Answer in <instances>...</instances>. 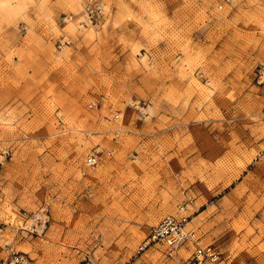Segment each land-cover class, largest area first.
<instances>
[{"label": "rangeland", "instance_id": "obj_1", "mask_svg": "<svg viewBox=\"0 0 264 264\" xmlns=\"http://www.w3.org/2000/svg\"><path fill=\"white\" fill-rule=\"evenodd\" d=\"M167 216L264 264V0H0V264H172Z\"/></svg>", "mask_w": 264, "mask_h": 264}, {"label": "built area", "instance_id": "obj_2", "mask_svg": "<svg viewBox=\"0 0 264 264\" xmlns=\"http://www.w3.org/2000/svg\"><path fill=\"white\" fill-rule=\"evenodd\" d=\"M92 13L94 11H91ZM98 152L95 151L89 155L87 159L88 166L94 167L97 165L98 161H96L95 157L97 158ZM183 222L177 221L174 217L167 216L165 217L161 223L153 228V232L151 234L150 240L158 241V240H166L170 245L174 244L173 237L176 233H179L180 230L183 228ZM196 234L191 232V235H185L182 237V242L189 244L191 240L195 239ZM198 238V237H197ZM194 247L193 257L189 260L188 264H200V258H215L216 253L211 248H202L198 243H192ZM148 245H144L141 249H146Z\"/></svg>", "mask_w": 264, "mask_h": 264}, {"label": "bare ground", "instance_id": "obj_3", "mask_svg": "<svg viewBox=\"0 0 264 264\" xmlns=\"http://www.w3.org/2000/svg\"><path fill=\"white\" fill-rule=\"evenodd\" d=\"M81 17H82V16H81ZM82 18H83V17H82ZM79 20H80V19H79ZM95 159H96V157H95ZM175 219H176V218H175ZM177 221H179V220H177ZM180 222H183V223H184V224H183V228L180 230L179 233H176V234L174 235V237H173L174 244H173V245H170L166 240H163V239L158 240V241H154L153 239L150 240V238H151V234H152V232H153L152 230H153V228H154V227H153L152 230H151V232H150V235H149V237H148V240L145 241V242L139 247V251H140V252L145 251V250H147V249H149V248H151V247H153V246H163V247H165L166 255H167V256L173 261L172 264H180V263L174 261V259H175L176 255H177L178 249H179L181 246L187 244V243L181 241V240H182V237H184L185 235H191V233H189V232L186 231V224H185L186 221H185V220H182V221H180ZM160 223H161V222H160ZM160 223H159V224H160ZM159 224H158V225H159ZM158 225H156V226H158ZM156 226H155V227H156ZM189 242L193 243V242H195V240H191V241H189ZM145 244L148 245V247H147L146 249H144V250L141 249ZM198 244H199V243H198ZM192 257H193V254H192V256H191V257H190V258H189L184 264H188L189 260H190ZM216 258H217V255H216L215 258H204V259L200 258V261H201L200 264H202L203 261L208 260V259L214 261Z\"/></svg>", "mask_w": 264, "mask_h": 264}]
</instances>
